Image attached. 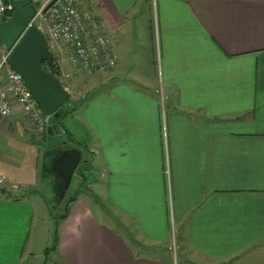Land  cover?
I'll return each mask as SVG.
<instances>
[{"label":"crops","instance_id":"obj_1","mask_svg":"<svg viewBox=\"0 0 264 264\" xmlns=\"http://www.w3.org/2000/svg\"><path fill=\"white\" fill-rule=\"evenodd\" d=\"M83 1L118 66L81 78L56 53L67 90L105 88L73 103L62 143L37 141L15 101L0 118V264H24L43 201L64 202L74 179L100 194L109 226L76 199L64 264H177L173 250L186 264H264V0ZM131 27L153 41L138 62ZM67 150L81 156L69 187L52 166Z\"/></svg>","mask_w":264,"mask_h":264},{"label":"built area","instance_id":"obj_2","mask_svg":"<svg viewBox=\"0 0 264 264\" xmlns=\"http://www.w3.org/2000/svg\"><path fill=\"white\" fill-rule=\"evenodd\" d=\"M31 3L35 16L30 26L45 35L52 53L66 57L77 74L90 79L117 68L119 58L113 40L107 35L101 18L83 0H31ZM13 12L14 0H0V23L10 20ZM11 52L12 49L0 42V118L14 113L15 101L21 106V116L36 140L42 141L49 129L50 117L41 112L25 80L11 65ZM5 181L0 176V185Z\"/></svg>","mask_w":264,"mask_h":264},{"label":"water","instance_id":"obj_3","mask_svg":"<svg viewBox=\"0 0 264 264\" xmlns=\"http://www.w3.org/2000/svg\"><path fill=\"white\" fill-rule=\"evenodd\" d=\"M34 16L31 0H14L11 19L0 23V42L12 49L10 63L25 80L41 112L50 117L49 140L58 144L65 141L57 121L61 118L63 105L70 99V92L59 78L43 69L42 63L52 61L54 54L45 35L37 27L30 26ZM80 161V154L72 150L53 160L52 166L66 181V187Z\"/></svg>","mask_w":264,"mask_h":264},{"label":"rangeland","instance_id":"obj_4","mask_svg":"<svg viewBox=\"0 0 264 264\" xmlns=\"http://www.w3.org/2000/svg\"><path fill=\"white\" fill-rule=\"evenodd\" d=\"M129 33H131V34H129V36H128V41L134 42V50H133V55H134L133 57L134 58H135V56L138 58L139 54L143 50L145 52L143 51L142 54L145 53L147 55L148 54L152 55L151 52H152V48H153V41H152V43L150 42L152 39V38H150V36L139 35L137 27H133V28L131 27V30ZM117 35H118V38L122 37L121 32ZM123 38H124V36L122 37L121 40H123ZM135 43H139L140 45L137 46ZM139 48H141V49H139ZM148 50L151 52H146ZM54 55L56 56L57 54L54 53ZM137 58H135V62H138ZM139 60L143 61V60H141V58ZM155 63H156V57H155ZM155 66H156V64H155ZM132 67L135 68V63L132 64ZM133 70H135L137 73H139V70H137V69H133ZM145 74L146 75L149 74L150 76H148V79H147L146 75H145V78L142 75L143 76L142 78H144L142 81L146 82L147 84L148 83L154 84L156 81V77H155L154 73L150 72L147 69ZM79 76L81 78H84L83 75H79ZM125 79L127 81L133 82L130 79H128V77L126 75H125ZM84 80L86 82L89 81V80L87 81L86 79H84ZM136 81H137V79H136ZM88 86L89 85L87 84V87H82V89H79V91H77L75 89H71L69 87L68 91L71 92L73 95V101L71 102V105H70L72 107L71 109L76 107V106H73V103L75 101L79 102V100L82 99V97L84 96V93L86 90H87V92L85 93L86 95L89 93H93V95L96 96L100 93L99 91H101V89H105L103 85H99L97 88H95L92 91V89H89ZM67 106H68V104H66L64 108L66 109ZM73 113H74L73 111H70V113L67 114V117L72 116ZM69 118L67 119L68 124H72V123H70L72 120V117H69ZM66 125H67V122H66ZM75 127H76V125H75ZM80 170H82L81 165L78 168L77 173ZM85 170L83 172L88 177V181H90L91 179ZM75 182L76 181L74 179L71 186H70V189H69V195L66 197L64 202L59 204V200L51 201L50 207H49L48 206L49 204L47 205L46 201H43L44 211L36 213L35 218H34V223H33V229H32L33 239L31 238V240L35 244L33 247H30V243L28 244V246L25 250V254H24V259H25L24 264H64V262L58 256L57 251L54 249H51V248L55 245V234H57V232L59 234L60 224H61L62 220H64L63 217L66 215V213H68V215H69V213L72 211V208L74 206L72 204L74 203V201L76 199L85 201V203L89 206V208L95 213L96 218L99 221V223H103L104 225L109 226V224L106 220V215H105L106 210L104 207V203L102 204L101 203L102 199L99 198L100 194L99 195H95V194L93 195L90 191L86 190L85 186L82 187L83 189L81 190V192H79V191H77V189H79V188H76L77 185H75ZM91 196H93V198ZM72 199H74V200L69 201ZM113 222L118 224V222L116 220H114ZM113 222H112L111 226L114 227ZM116 224H115V226H116ZM173 227H174V224H173ZM58 240H59V237H58ZM57 244H58V242H57ZM47 249H51V250L47 251ZM29 251H34L33 252L34 255L29 257L28 256ZM170 253H171L172 257L174 258V262H176L177 264H186L185 259H182V256H180V258H179L177 256L178 253L175 250H173V252L170 251ZM177 257L179 259L178 262H177Z\"/></svg>","mask_w":264,"mask_h":264},{"label":"trees","instance_id":"obj_5","mask_svg":"<svg viewBox=\"0 0 264 264\" xmlns=\"http://www.w3.org/2000/svg\"><path fill=\"white\" fill-rule=\"evenodd\" d=\"M42 66H43V69L46 71V72H48V73H50V74H52L53 76H55V77H57V78H59V79H61V77H60V75H61V71H60V67L58 66V64H57V61H56V58H55V56H54V59L52 60V61H44L43 63H42ZM70 99H71V97H70ZM70 99L63 105V107H62V109H61V118L57 121V123L59 124V125H62V119L65 117V116H67V114L69 113V111L68 110H66L64 107H65V105L66 104H68L69 103V101H70ZM77 108L75 107V108H73V109H71V111H75ZM69 201H73V199L72 200H69ZM68 217V213H66V215L63 217L64 219H66ZM57 242H58V232H57V234H55V245L51 248V249H54V250H57ZM51 249H47V251H50Z\"/></svg>","mask_w":264,"mask_h":264}]
</instances>
